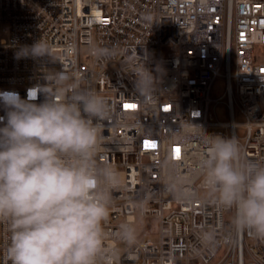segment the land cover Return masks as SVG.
Listing matches in <instances>:
<instances>
[{
	"label": "built area",
	"instance_id": "built-area-1",
	"mask_svg": "<svg viewBox=\"0 0 264 264\" xmlns=\"http://www.w3.org/2000/svg\"><path fill=\"white\" fill-rule=\"evenodd\" d=\"M39 40L49 57L16 58ZM257 44L264 46V0H0V92L27 98L33 89L39 102L40 87L55 93L45 75L64 71L109 102L99 153L122 176L105 223L114 264H264V240L237 233L233 213L201 194L199 168L202 130L235 136L247 159L264 163ZM144 68L156 77L149 104L135 89ZM219 78L225 89L215 96ZM126 221L137 230L130 247L114 238ZM155 226L156 241L146 238ZM205 231L213 243L200 239ZM8 242L0 224V264H9Z\"/></svg>",
	"mask_w": 264,
	"mask_h": 264
},
{
	"label": "clouds",
	"instance_id": "clouds-1",
	"mask_svg": "<svg viewBox=\"0 0 264 264\" xmlns=\"http://www.w3.org/2000/svg\"><path fill=\"white\" fill-rule=\"evenodd\" d=\"M49 57L39 40L21 46L16 58ZM55 85L43 100L0 92V224L7 226L9 264H114L118 250L108 245L105 223L121 187L120 171L102 162L99 149L111 117L105 97L64 71L45 75ZM70 85H75L70 88ZM156 77L147 68L135 73V89L146 104L155 96ZM59 97V98H57ZM199 161L203 190L233 213L237 233L264 240V163L247 159L235 136L204 130ZM114 238L137 242L134 225H119ZM200 239L213 243L215 234Z\"/></svg>",
	"mask_w": 264,
	"mask_h": 264
},
{
	"label": "rangeland",
	"instance_id": "rangeland-1",
	"mask_svg": "<svg viewBox=\"0 0 264 264\" xmlns=\"http://www.w3.org/2000/svg\"><path fill=\"white\" fill-rule=\"evenodd\" d=\"M89 51H90V48L86 47V48H83L82 52H83V56H87L89 54ZM254 57L259 60V61H264V46L263 45H260V44H257L255 46V49H254ZM224 89H225V83L223 81V79L219 78L215 84V88H214V95L215 96H220L224 93ZM216 114L217 116L221 119V120H227L228 119V114H227V111L225 109V106H219L217 109H216ZM237 119L240 120L239 116H237ZM240 133H242V130L239 131ZM201 194L202 195H207L208 192L202 190L201 191ZM140 217L137 216V222L140 224ZM154 232L152 233H149L147 235L146 238H151L152 240L156 241L157 238H156V234L158 233V226H155L154 228ZM225 251V247L222 249L221 253ZM220 253V254H221ZM221 256V255H219Z\"/></svg>",
	"mask_w": 264,
	"mask_h": 264
}]
</instances>
